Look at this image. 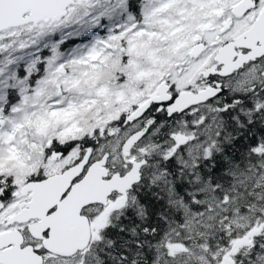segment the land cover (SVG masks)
<instances>
[{"label":"snow or ice","instance_id":"obj_1","mask_svg":"<svg viewBox=\"0 0 264 264\" xmlns=\"http://www.w3.org/2000/svg\"><path fill=\"white\" fill-rule=\"evenodd\" d=\"M0 264H264V0H0Z\"/></svg>","mask_w":264,"mask_h":264}]
</instances>
